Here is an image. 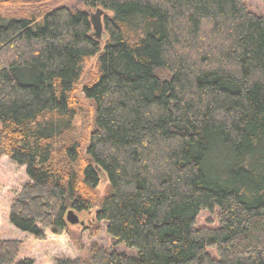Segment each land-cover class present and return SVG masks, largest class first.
Instances as JSON below:
<instances>
[{"label": "trees", "instance_id": "16d2710c", "mask_svg": "<svg viewBox=\"0 0 264 264\" xmlns=\"http://www.w3.org/2000/svg\"><path fill=\"white\" fill-rule=\"evenodd\" d=\"M55 1L0 16V158L30 180L11 225L45 240L68 233L69 212L96 210L91 235L103 224L137 251L93 245L54 264H264V16L246 0L43 9ZM98 9L112 14L105 43ZM202 211L219 226L197 227ZM23 245L0 240V264H17Z\"/></svg>", "mask_w": 264, "mask_h": 264}, {"label": "rangeland", "instance_id": "374dc122", "mask_svg": "<svg viewBox=\"0 0 264 264\" xmlns=\"http://www.w3.org/2000/svg\"><path fill=\"white\" fill-rule=\"evenodd\" d=\"M24 3L15 6L0 7V16L22 17L25 14L39 13L40 6L28 3V0H22ZM251 10L264 16V3L261 0H246ZM59 7L82 8L81 0H58L47 4L43 9H53ZM97 10H90L89 14H95ZM111 13L104 12L101 18L103 24L102 43L108 40L107 32L104 26L105 16H111ZM96 60L91 61V65L86 69L82 84L89 82V72L94 68ZM83 136L87 135V125L83 124L81 119L77 120ZM90 122H88V125ZM88 136V135H87ZM101 184L99 186L100 197L104 196L109 180L106 175L101 173ZM30 182L26 173V168L14 163L8 157L0 158V240L21 241L24 243L21 253L17 258V264L22 262H30L29 264H54L57 258H78L87 257L93 245H99L108 249H116L117 251L126 252L132 256L137 255V251L127 248L125 245L116 244L105 230L102 229L97 237L91 235V220L96 215V210L91 212H82L78 216L88 230H84L81 226L70 227L68 233L62 236H56L47 232L45 240H37L32 235L24 233L15 228L10 223L11 207L21 192L25 184ZM197 227L216 228L219 226L217 212L202 211L197 219ZM210 252L216 255L215 250Z\"/></svg>", "mask_w": 264, "mask_h": 264}, {"label": "water", "instance_id": "95a60500", "mask_svg": "<svg viewBox=\"0 0 264 264\" xmlns=\"http://www.w3.org/2000/svg\"><path fill=\"white\" fill-rule=\"evenodd\" d=\"M104 14L103 10L98 9L95 14H91V23L93 27V34L95 38L101 40L103 35V24L101 22L102 15ZM67 221L72 226L81 225L84 226L85 224L80 221L79 216L74 212L71 211L67 215Z\"/></svg>", "mask_w": 264, "mask_h": 264}]
</instances>
